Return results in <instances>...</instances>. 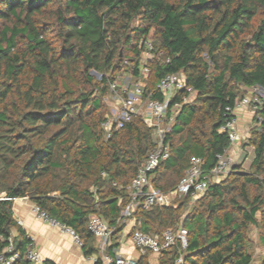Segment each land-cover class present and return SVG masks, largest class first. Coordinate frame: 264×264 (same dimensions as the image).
Segmentation results:
<instances>
[{
    "label": "trees",
    "instance_id": "1",
    "mask_svg": "<svg viewBox=\"0 0 264 264\" xmlns=\"http://www.w3.org/2000/svg\"><path fill=\"white\" fill-rule=\"evenodd\" d=\"M147 37L154 57L144 95L169 72H182L195 90L166 133L169 155L150 175L166 191L193 157L203 172L215 165L230 145L219 130L234 116L226 107L237 105L241 87L264 88V0H0V251L11 239L21 254L29 241L13 217L20 196L72 227L83 255L97 254L94 264L103 260L87 223L100 215L113 226L106 252L116 255L128 200L122 186L155 136L140 115L106 136L102 97L117 71L138 75L139 41ZM253 121L244 142L252 147L248 169L231 163L192 212H184L189 195L134 211L131 230L187 231L186 248L161 249L158 264H176L179 252L183 264H251L246 230L258 223L264 229V99ZM136 264H151L149 253Z\"/></svg>",
    "mask_w": 264,
    "mask_h": 264
},
{
    "label": "built area",
    "instance_id": "2",
    "mask_svg": "<svg viewBox=\"0 0 264 264\" xmlns=\"http://www.w3.org/2000/svg\"><path fill=\"white\" fill-rule=\"evenodd\" d=\"M139 42L143 44L145 57L137 65V80L122 86L119 106H115L112 113L106 115L101 122V127L106 136H109L112 129L121 128L126 121L136 115H140L144 123L153 129L155 141L152 148L142 164L137 168L131 180L122 186L128 200L121 209V215L125 219L133 218L134 223L136 222L134 216L136 208L146 209L152 205H169L186 195L193 197L197 194H202L209 183L219 181V177L227 173L231 165V156H225L224 152L223 154H217L215 165L207 172H203L200 166V158L193 157L173 188L164 191L151 183L150 175L152 171L169 155V145L165 141L166 133L169 131L180 107L190 100V96L195 93V90L192 86L186 84L185 76L182 72H169L162 75L156 82L155 92H149L144 95L146 80L142 81L140 78L142 76L146 77L150 71L149 63L154 57V51L150 38L140 39ZM123 63H127V60L124 59ZM111 86L114 88L115 85L111 83ZM154 93H158V96H153ZM261 102L262 99L257 94L250 93L249 95H241L237 105L233 108L226 107L234 116L226 118L220 125L219 130L227 132L230 144L240 139L246 140L248 136V132L241 134L237 128V112H239V109L247 108L254 112ZM100 173L102 176L107 175L105 171ZM112 184L116 185L117 182L112 180ZM31 210L38 218L54 224L70 234L77 245H82V240L72 227L50 217L35 203L32 205ZM87 227L98 238V254L103 260V264H136L138 256L122 255L120 253L111 256L106 252V246L110 241L113 226L100 215L91 214ZM129 238L138 255L147 252L158 255L161 249L171 247L176 243H178L180 251L187 246V231L182 225H178L175 230L166 228L160 236L135 227L130 231ZM96 257L97 254L85 256L86 264H94ZM18 258L27 260L29 264H53L44 262L30 239L21 254L19 251L14 250L11 239H9L8 244L0 251V264H17L16 260ZM175 263L183 264L181 252L175 258Z\"/></svg>",
    "mask_w": 264,
    "mask_h": 264
},
{
    "label": "rangeland",
    "instance_id": "3",
    "mask_svg": "<svg viewBox=\"0 0 264 264\" xmlns=\"http://www.w3.org/2000/svg\"><path fill=\"white\" fill-rule=\"evenodd\" d=\"M152 38L150 39L153 40ZM144 57L145 54L143 52V47H142L139 58L140 60H144ZM91 72L96 81H99L101 79L100 73L95 71H91ZM140 79L142 81H145L146 77L142 76ZM135 80H137V76L131 73L130 68H128L127 70L122 69L116 72L115 77L108 82L107 92L102 97V103L104 105V117L106 115H110L115 106H119V102L121 100L122 86H125L126 83H130V82L132 83ZM111 83L115 85L114 88L111 86ZM250 93L257 94L262 100L264 99V88L259 85H253L249 87L243 86L240 88L239 91L240 95H249ZM194 95L195 93L191 94L190 100L194 97ZM253 116H254V112L252 110L247 108L239 109V112H237V121H238L237 128L239 129V132H241V134H244L245 132H249V129L256 124L255 121H253ZM244 142H246V140L244 139H240L235 142H232L229 145V147L226 149L225 156L230 155L231 163L236 162L241 165V169L247 170L248 163L252 156V147L247 144L244 145ZM228 172L220 176L219 181L223 180L227 176ZM203 194L204 193L197 194L196 196L193 197L189 196V198L186 200L184 212L185 213L192 212L196 208V206L199 205L200 199L202 198ZM256 218L259 222L260 220L259 212L256 213ZM123 220L125 221V224H127L126 223L127 219H123ZM126 230L128 229H125L124 232ZM246 235H247V248L252 255L251 264H259L264 260V229L262 228L260 223H258L257 225L250 224L246 230ZM149 261L151 262V264H154L156 262L155 254L153 253L149 254Z\"/></svg>",
    "mask_w": 264,
    "mask_h": 264
},
{
    "label": "crops",
    "instance_id": "4",
    "mask_svg": "<svg viewBox=\"0 0 264 264\" xmlns=\"http://www.w3.org/2000/svg\"><path fill=\"white\" fill-rule=\"evenodd\" d=\"M34 203L26 197L17 196L13 199V217L25 230L26 235L40 253L43 260L53 264H86L85 255L81 246L77 245L70 234L61 230L58 226L38 218L31 210ZM127 224L121 230L119 246L116 254L138 256L133 246L129 232L134 225L133 218L127 219ZM125 229H128L124 232ZM128 234V235H127ZM27 243L24 245L26 247ZM154 254V253H153ZM158 264L157 255L155 254Z\"/></svg>",
    "mask_w": 264,
    "mask_h": 264
},
{
    "label": "water",
    "instance_id": "5",
    "mask_svg": "<svg viewBox=\"0 0 264 264\" xmlns=\"http://www.w3.org/2000/svg\"><path fill=\"white\" fill-rule=\"evenodd\" d=\"M96 72V71H95Z\"/></svg>",
    "mask_w": 264,
    "mask_h": 264
}]
</instances>
